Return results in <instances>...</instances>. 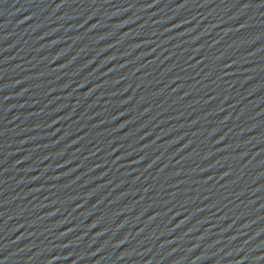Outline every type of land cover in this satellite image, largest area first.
<instances>
[{
	"label": "water",
	"instance_id": "1",
	"mask_svg": "<svg viewBox=\"0 0 264 264\" xmlns=\"http://www.w3.org/2000/svg\"><path fill=\"white\" fill-rule=\"evenodd\" d=\"M0 264H264V0H0Z\"/></svg>",
	"mask_w": 264,
	"mask_h": 264
}]
</instances>
